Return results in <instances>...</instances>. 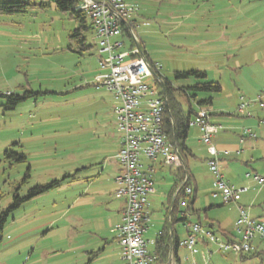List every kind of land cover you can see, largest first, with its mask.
Returning a JSON list of instances; mask_svg holds the SVG:
<instances>
[{"label": "rangeland", "instance_id": "rangeland-1", "mask_svg": "<svg viewBox=\"0 0 264 264\" xmlns=\"http://www.w3.org/2000/svg\"><path fill=\"white\" fill-rule=\"evenodd\" d=\"M125 1L135 10L136 33L150 60L160 65V76L180 88L196 81L177 79L176 72L206 71L223 88L209 108L237 122L226 131L236 136L248 128L257 134L256 148L240 157L231 154L227 167L220 164L226 181L251 189L239 203L264 218V185L245 177L264 176V109L254 103L264 89V0ZM34 3L26 13L0 15V213L17 193L26 195L36 185L64 177L77 180L24 203L8 217L0 232V264H124L111 218L119 201L114 195L118 104L97 85L102 73L97 40L86 32L93 47L80 54L70 39L77 22L53 3L45 8L44 0ZM130 45L129 40L126 48ZM241 96L253 100L247 109L253 118L237 113ZM189 131L187 145L195 154L188 158L196 190L192 222L199 217L204 229L224 241L233 239L236 203L219 207L221 200L213 198L208 146L196 128ZM232 142L225 141L224 149L233 150ZM6 151L25 154L27 160L7 157ZM254 246L264 249V242L257 239ZM197 249L183 264H260L214 243H199Z\"/></svg>", "mask_w": 264, "mask_h": 264}, {"label": "built area", "instance_id": "built-area-1", "mask_svg": "<svg viewBox=\"0 0 264 264\" xmlns=\"http://www.w3.org/2000/svg\"><path fill=\"white\" fill-rule=\"evenodd\" d=\"M77 9L88 17L97 40L99 67L102 70L96 78L97 85L112 93L118 104L115 113L121 145L117 157L122 172L117 177L116 196L125 199L126 203L123 223L118 228L122 261L124 264H177L173 257L167 263L156 262L155 254L149 248L150 242L145 239L155 181L152 172L145 170L142 162L144 159L155 161L161 158L166 166L181 165L179 148L164 133L166 95L156 85L147 83L152 77L157 82L162 81L157 75L161 67L158 63L152 64L139 47L141 40L136 33L137 25L132 20L135 10L125 0H79ZM124 28L128 30L129 37ZM129 40L131 45L127 49ZM133 42L135 46H132ZM241 101L237 113L252 117L247 109L253 100L245 101L242 96ZM254 103L264 107V89L258 93ZM189 127L199 129L201 141L208 146V165L216 190L213 198L220 199L224 205L237 204L248 188H236L225 180L221 172V153L212 144V139L222 127L212 123L205 107L198 109ZM245 138H256V134L251 129H245L242 141ZM223 154L228 155L229 151ZM245 177L260 186L264 185V176L247 173ZM192 192V187L186 189L188 195ZM183 216L187 217V214ZM186 227L188 237L181 240L179 246L188 249L193 255L199 253V243L218 244L223 252L242 255L258 249L254 246L255 240L264 242V219L254 218L242 205L239 206V216L235 223L237 237L233 239L224 241L198 223L188 221Z\"/></svg>", "mask_w": 264, "mask_h": 264}, {"label": "trees", "instance_id": "trees-1", "mask_svg": "<svg viewBox=\"0 0 264 264\" xmlns=\"http://www.w3.org/2000/svg\"><path fill=\"white\" fill-rule=\"evenodd\" d=\"M50 3H53L58 11L69 14L71 19L77 22L78 28H76L71 33L70 39L74 44L77 45L79 53L81 54V52L90 51L93 46L88 44L85 33H93V26L86 14L77 9L79 0H44V8L47 7ZM37 5L38 4L34 3V0H0V15L26 13L28 11V8H32ZM124 32L129 37L128 30L124 28ZM140 45L144 55L152 64H154L155 62L150 60L143 42H140ZM132 46H135L134 42L132 43ZM157 75L164 83L167 98V108L163 117L164 133L169 141L177 145L180 151L181 158H183L187 153H189L186 141L188 139L190 130L189 123L191 119L196 115L199 108H208L212 104L213 96L221 93L223 88L220 82L209 80L206 71L192 70L176 72L177 79L193 78L196 81L191 86H184L180 88H176L171 82L163 79L160 76V72H157ZM155 85L158 89H161L160 82L155 81ZM20 100L22 99L18 98L15 102H18ZM5 155L7 157H9L10 155L17 156L18 159L22 160L23 162H26L27 160L25 154L17 155L13 154L10 151H6ZM29 178L30 168L28 169V172L23 179V183H27ZM186 178L187 182L184 183L181 191V196L185 205L192 206L196 201V191L191 185V178L189 176H187ZM186 178H184V180H186ZM64 180H66V177H64L62 180H54L47 184L36 185L30 188L27 194L23 196L17 193L14 196V201L10 204V206L0 213V232L3 231L8 217L16 212L24 203L31 201L32 199L37 198L51 190L60 188ZM188 187H192L193 189L191 195H188L186 193V189ZM183 219L185 220V222H188V220H186L187 217H184ZM198 224L202 226L201 221L198 222ZM209 226L211 229H213L214 224L210 223ZM221 232L226 236V233L223 230H221ZM227 240H229V238ZM170 242L171 241L168 229H165L159 233L156 240V249L154 253L156 262L167 263L169 261ZM177 245L179 246V242H177L176 246ZM240 256L242 259L257 258L260 260V263H262L264 262V249L259 250L258 247V249H256L255 251L245 253Z\"/></svg>", "mask_w": 264, "mask_h": 264}, {"label": "crops", "instance_id": "crops-1", "mask_svg": "<svg viewBox=\"0 0 264 264\" xmlns=\"http://www.w3.org/2000/svg\"><path fill=\"white\" fill-rule=\"evenodd\" d=\"M213 100H214V96H213ZM213 100H212V104L209 107L213 106ZM209 107L207 109L210 113L211 119L213 118V115H215L214 116L215 119L213 120L214 124L222 127V129H218L217 132L215 133L212 139V144L221 153L220 162L222 163L223 161V163H226L225 167H227L231 163L227 160V158H230L231 154H233L235 157H240L242 154L245 153L247 148L249 147L256 148L259 145V142H258L259 138L256 133H255L256 138H245L242 141L243 132L245 129H248V128H243L240 134H236V136L238 135V138L235 135L232 136V133L226 130L227 128H235L237 125L236 124L237 122L234 119H230V118L225 119L226 117L224 116L218 117V115L216 114L217 111L215 110L211 111V108ZM262 109H264V107ZM247 118H253V115L252 117H247ZM252 124L254 125L255 123H252ZM197 130L200 133V141H201V132L199 131V129ZM189 135L191 136L190 131H189L188 137ZM229 140H233L232 142L233 144H230L234 148L233 150L224 149L225 141H229ZM187 141H186V145H187ZM120 145H121V140H120ZM187 148L189 150V153H187L186 156L181 158V165H178V166H173V167L166 166L165 164H163L161 158H158L155 161H148L144 159L142 162L143 168L145 170H149L152 172L154 181H155V192L150 197V207H149L150 214L148 217V221L146 223L147 227H146L145 239L150 242L149 248L153 253H155L156 240H157L159 233L165 229H168V232L170 235V241H171L170 242V257H173L176 260L177 264H183L182 262L183 258L188 259L190 258V256L193 255L188 249L182 248L178 245L176 246L177 242H180L181 240H185L188 237V229L186 227L187 221L185 222V220L183 219L184 218L183 214L184 213L187 214L186 220L190 222H192V216H195L196 214L194 205L192 206L184 205L183 198L181 196V191L185 183L184 178L189 176L191 178V181L192 180L195 181V177L193 173H191L190 171L189 161H188V158L195 157V154L193 153V150L188 145H187ZM225 151H229V154L224 155L223 152ZM118 153H119V150H118ZM117 155H116V159L118 161V171L114 177L116 184H117V177L122 172L120 162L118 160ZM209 158H210V155L208 152V159H207L208 161H209ZM220 168H221V164H220ZM76 180H77V177L73 176L72 179H69L68 181H64L62 185L64 183H73ZM228 182L231 185L239 189L248 188L247 192L242 193L239 202H241V200L243 199V195H245L251 190L249 186L246 187V185L243 184L242 182L241 183L236 182V184L231 183L230 181ZM117 190H118V184H117L116 190L114 191V195H115V199L119 201L115 203L113 211H112L113 214L111 217L112 220L116 223L115 225L116 231H118V228L123 223V211L126 205L125 199L119 198L116 196ZM239 202L235 205L238 211L236 210V218L234 219L235 221L234 224L236 223V220L239 216V206L240 205L245 206ZM223 206H226V205H224L221 202V205L219 207H223ZM245 207L249 210V213H250V210L253 206L251 207L245 206ZM253 217L263 218L262 216H258V217L253 216ZM196 222H200L199 217ZM219 227L221 228L220 230H223L222 224L219 223ZM223 231L226 233L225 230ZM174 242H175V246H174ZM204 244H206V242Z\"/></svg>", "mask_w": 264, "mask_h": 264}, {"label": "water", "instance_id": "water-1", "mask_svg": "<svg viewBox=\"0 0 264 264\" xmlns=\"http://www.w3.org/2000/svg\"><path fill=\"white\" fill-rule=\"evenodd\" d=\"M139 47L141 48V46H139ZM160 85H161L162 92L164 93V95H166L165 86H164V83L162 81L160 82Z\"/></svg>", "mask_w": 264, "mask_h": 264}]
</instances>
